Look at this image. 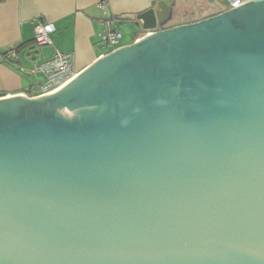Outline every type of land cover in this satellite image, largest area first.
Returning <instances> with one entry per match:
<instances>
[{
    "label": "water",
    "instance_id": "1",
    "mask_svg": "<svg viewBox=\"0 0 264 264\" xmlns=\"http://www.w3.org/2000/svg\"><path fill=\"white\" fill-rule=\"evenodd\" d=\"M0 98V264H264V0L169 24Z\"/></svg>",
    "mask_w": 264,
    "mask_h": 264
},
{
    "label": "crops",
    "instance_id": "2",
    "mask_svg": "<svg viewBox=\"0 0 264 264\" xmlns=\"http://www.w3.org/2000/svg\"><path fill=\"white\" fill-rule=\"evenodd\" d=\"M160 1L171 8L169 24L191 22L219 10L217 0H0V98L38 91L39 80L31 85L26 76L1 58L12 48H20L24 58L33 40V20L55 27L50 35L52 45L36 50L37 57L48 60L56 51L71 55L78 74L101 56L140 40L146 33L134 17ZM100 2H104L102 8ZM111 20L112 28L122 34L115 48L100 41ZM23 65L28 62L23 60Z\"/></svg>",
    "mask_w": 264,
    "mask_h": 264
},
{
    "label": "built area",
    "instance_id": "3",
    "mask_svg": "<svg viewBox=\"0 0 264 264\" xmlns=\"http://www.w3.org/2000/svg\"><path fill=\"white\" fill-rule=\"evenodd\" d=\"M249 1L251 0H217L216 2L218 11L227 12ZM98 5L102 8L104 2H100ZM113 23L114 20L107 23L106 29L100 37L101 44L110 48L117 47L122 39V34L112 28ZM32 26L33 40L31 46H28L24 58L20 56V48L7 50L1 56L3 62L26 76L31 85H34L37 80L40 81L38 91H30V95L22 94L27 97L48 93L77 75L73 68L71 55L56 51L54 56L48 60H40L37 57L36 50L52 45L50 35L55 32V27L40 19L33 20ZM23 60H26L28 65H23Z\"/></svg>",
    "mask_w": 264,
    "mask_h": 264
}]
</instances>
